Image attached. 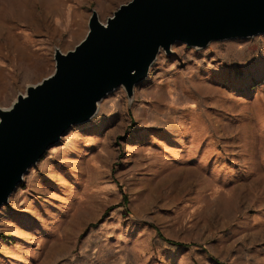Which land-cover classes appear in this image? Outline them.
Here are the masks:
<instances>
[{"label":"rangeland","instance_id":"obj_1","mask_svg":"<svg viewBox=\"0 0 264 264\" xmlns=\"http://www.w3.org/2000/svg\"><path fill=\"white\" fill-rule=\"evenodd\" d=\"M129 1L0 0V108ZM0 264H264V33L161 49L71 126L0 206Z\"/></svg>","mask_w":264,"mask_h":264},{"label":"water","instance_id":"obj_2","mask_svg":"<svg viewBox=\"0 0 264 264\" xmlns=\"http://www.w3.org/2000/svg\"><path fill=\"white\" fill-rule=\"evenodd\" d=\"M264 33V0H131L106 23L93 12L74 49H56V69L0 108V206L24 175L74 124L89 120L98 103L123 86L128 96L163 49L184 42Z\"/></svg>","mask_w":264,"mask_h":264},{"label":"trees","instance_id":"obj_3","mask_svg":"<svg viewBox=\"0 0 264 264\" xmlns=\"http://www.w3.org/2000/svg\"><path fill=\"white\" fill-rule=\"evenodd\" d=\"M128 196L125 194L124 195V197H123V203L124 204H127L128 203V198H127ZM111 208H108V210H110ZM108 212V211H107ZM107 212H105V214L107 213ZM104 214V215H105ZM161 236H162V238H164V239H166V240H168V241H170L171 243H174L173 241H171V240H169V239H167L165 236H163L162 234H160ZM174 244H181V243H174ZM218 263H219V261H217Z\"/></svg>","mask_w":264,"mask_h":264}]
</instances>
